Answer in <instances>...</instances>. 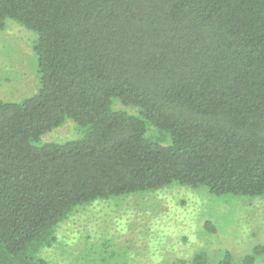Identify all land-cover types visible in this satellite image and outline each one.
Returning a JSON list of instances; mask_svg holds the SVG:
<instances>
[{
    "label": "trees",
    "instance_id": "1",
    "mask_svg": "<svg viewBox=\"0 0 264 264\" xmlns=\"http://www.w3.org/2000/svg\"><path fill=\"white\" fill-rule=\"evenodd\" d=\"M11 23L35 35L39 86L0 101V264H40L96 201L264 197V0H0ZM67 120L83 135L43 142Z\"/></svg>",
    "mask_w": 264,
    "mask_h": 264
},
{
    "label": "rangeland",
    "instance_id": "2",
    "mask_svg": "<svg viewBox=\"0 0 264 264\" xmlns=\"http://www.w3.org/2000/svg\"><path fill=\"white\" fill-rule=\"evenodd\" d=\"M34 40L14 23L0 29V101H18L38 88ZM114 107L137 113L119 101ZM83 133L67 120L42 140ZM56 232L40 264H193L200 253L215 264L226 252L243 264L256 247L260 254L252 264H264V197H216L204 188L173 185L79 207Z\"/></svg>",
    "mask_w": 264,
    "mask_h": 264
}]
</instances>
